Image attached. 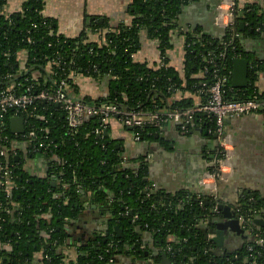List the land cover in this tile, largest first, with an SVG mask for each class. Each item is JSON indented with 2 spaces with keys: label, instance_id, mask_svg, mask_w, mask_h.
<instances>
[{
  "label": "trees",
  "instance_id": "trees-1",
  "mask_svg": "<svg viewBox=\"0 0 264 264\" xmlns=\"http://www.w3.org/2000/svg\"><path fill=\"white\" fill-rule=\"evenodd\" d=\"M196 1L200 0H135L134 19L128 24L91 21L93 33L103 32L101 42H95L85 33L73 38L60 34L56 21L43 13L45 0H26L21 11L10 15L4 14L7 0H0V83L14 85L22 92L36 75L35 90L52 89L59 70L56 63L49 62L60 55L62 64L66 63L71 93H77L75 78L80 74L107 80V95L85 97V102H116L123 110L185 109L194 105L189 98L175 99L179 93L201 92L207 98L211 71L206 73L205 68H210V59L214 57L232 72L233 60L239 54L250 60L249 85L234 88L230 79L226 98L264 101V91L257 84L264 73V57L246 51L242 44L243 39L264 40V10L256 2L235 0L234 28L239 36L234 37L230 29L216 39L198 29L182 31L184 73L170 65L168 51L173 48L172 35L179 28L181 10ZM143 33L158 42L160 57H165L160 64L133 58L141 48ZM20 52L27 54L24 72L18 71ZM200 72L202 77L196 76ZM22 116L28 124L43 128V133L47 131L54 144L39 153L19 151L9 158L15 189L7 196L0 188V217L4 219L0 221V264H118L119 257L125 255L139 264H159L164 252L172 264H264V243H255L251 235L238 250L219 252L203 232L204 227L211 228L216 216L212 200L199 192L170 193L157 186L149 189L153 182L147 155L132 158L118 149L107 135L96 132L102 125L95 118L72 129L56 105L46 102ZM201 117L205 118L204 114L197 115L189 127ZM208 118L207 126L213 133L214 117ZM10 120L8 116L7 124ZM130 131L139 140L153 142L160 132L150 126ZM7 133L11 134L9 127ZM31 155L47 159L45 177L30 175L24 169L23 160ZM237 207L246 218L264 217V198L245 194ZM97 210L100 216L106 215V227L80 238L74 225ZM206 218L210 219L207 225ZM116 226L123 230L121 237ZM258 230L264 235V228ZM145 234L159 248L152 263L143 249H149ZM71 248L73 254L67 252Z\"/></svg>",
  "mask_w": 264,
  "mask_h": 264
},
{
  "label": "crops",
  "instance_id": "crops-1",
  "mask_svg": "<svg viewBox=\"0 0 264 264\" xmlns=\"http://www.w3.org/2000/svg\"><path fill=\"white\" fill-rule=\"evenodd\" d=\"M26 0H7L4 9L5 15L19 12ZM135 0H45L44 15L56 21L58 32L73 38L85 33L88 40L101 42L103 32L93 33L91 21L93 19L106 20L111 26L120 23H130L134 19ZM226 0H200L190 2L181 10L178 21L179 28L172 35L173 48L168 51L170 65L181 74L185 69V35L182 31L200 30L203 34L216 39L224 35V29L216 24L218 5ZM256 2L264 10V0H249ZM245 28V27H244ZM141 48L133 56L136 61L147 62L154 65L160 63L158 42L142 34ZM242 44L246 51L264 57V41L243 39ZM198 77H202L201 72ZM77 87L76 97L84 99H98L106 96L108 83L106 79L95 80L90 77L78 75L75 78ZM260 91H264V73L258 80ZM235 88V87H234ZM73 92V91H72ZM189 98V102L197 105L206 101V97L199 93H179L175 99ZM171 102L172 99H170ZM198 119L195 126L189 127L188 132L181 131L176 123L170 122L157 133L156 141L136 140L129 129L116 119H111L107 127L109 140L116 142L118 149L124 150L130 157L147 155L149 162V178L157 187L170 193L199 192L201 175L214 166V158L218 150L217 138L210 131L207 124L211 121L208 114ZM225 132L231 137L234 148L232 162L234 174L228 181L219 182V199L225 205H230L231 210H237L238 203L245 194H252L264 198V113H252L239 117H228L224 122ZM199 129H202L200 131ZM107 130V128H106ZM210 145V146H209ZM24 169L33 176L45 177L47 173V159L41 155H31L23 160ZM99 211L84 217L74 225L77 235L91 230H103L106 227L105 216H100ZM223 221L222 213L214 219ZM264 218V217H263ZM211 225L208 230H215ZM92 232V231H91ZM215 234H209L210 238ZM149 245V263L154 262L159 248L154 246L151 237L143 236ZM248 238V237H247ZM251 238V237H250ZM174 239V237H170ZM242 235L227 231L222 239V245L213 241L219 252L238 250L246 241ZM147 245V244H146ZM73 254V248L68 249ZM161 263V262H160ZM159 263V264H160ZM118 264H139L130 255L120 256Z\"/></svg>",
  "mask_w": 264,
  "mask_h": 264
},
{
  "label": "built area",
  "instance_id": "built-area-1",
  "mask_svg": "<svg viewBox=\"0 0 264 264\" xmlns=\"http://www.w3.org/2000/svg\"><path fill=\"white\" fill-rule=\"evenodd\" d=\"M235 9V0L221 2L218 5L216 17V24L226 30L230 29L234 37L239 36L234 28ZM27 39L32 42V38L28 37ZM222 55L224 56V53ZM239 57L242 56L238 54L236 58ZM164 58L162 57V59ZM17 62L18 71L24 72L27 68L26 52L19 53ZM209 62L210 68H205L206 73L209 72V69L211 71L206 101L185 109L123 110L116 102H85L70 92L68 87L69 77L64 66L66 63L62 64L63 58L60 55L49 62V65L56 63L59 70L55 72L58 78L54 80L52 89L35 90L38 80L36 75L22 92L17 91L14 85L4 87L0 83V188L7 196L12 195L15 189L12 182L11 165L8 163L9 158L17 155L19 151L39 153L49 149L54 144L47 131L43 133V128L38 129L32 123L28 124L22 116L29 108H36L43 102L55 104L66 118L68 126L72 129H77L83 126L88 119L95 118L102 125L101 128L96 129L99 135L105 132L111 119H116L127 127L150 126L159 130H162L166 124L173 122L179 125L181 131L188 132L190 124L197 115L208 114L214 117L215 129L213 133L217 135L218 150L214 158V166L200 177L199 182L203 189L199 193L207 195L212 200L214 203L212 213L216 215L219 213L218 208L222 203L219 199V182L230 180L234 174V164L232 162L234 148L231 137L225 132V119L261 112L264 109V101L226 98L225 93L228 90L233 71L227 72L226 67L219 61H215L214 57ZM8 116H11V118L22 116L25 121V132L13 133L11 131V134L7 133V128H10V123L7 124ZM135 138L139 140V136ZM125 160L126 158L123 159V164ZM63 186L64 188L67 187L66 184ZM154 187H156V184L152 183L149 189L152 190ZM198 198L200 203L203 204L201 194L198 195ZM236 213H240L238 208ZM254 218V216L246 218L241 214V225L252 235L255 243L262 244L264 243V235L259 232L256 226L252 225ZM0 221H4V219L0 217ZM209 221L210 219L206 218L205 224H209ZM250 249H252V246H250Z\"/></svg>",
  "mask_w": 264,
  "mask_h": 264
},
{
  "label": "water",
  "instance_id": "water-1",
  "mask_svg": "<svg viewBox=\"0 0 264 264\" xmlns=\"http://www.w3.org/2000/svg\"><path fill=\"white\" fill-rule=\"evenodd\" d=\"M241 30H244V23H241ZM223 31L225 33L226 29H224ZM217 38H220V37H217ZM249 65H250V60L248 58L239 57L233 60V73H232V79H231V83L233 87L246 88L249 85ZM10 129L13 133H24L25 132L24 118L22 116L11 118ZM129 129L132 130V127H130ZM199 130L202 131V129H199ZM104 134L108 135V130H105ZM213 135H214V138H217V135L215 133ZM156 136L158 135L156 134ZM93 208L95 209V206H93ZM218 209H219V213L223 214V217L225 218V220L218 221L220 220L219 218L211 220V223L213 225L215 224L216 229L215 230H207V229L203 230L205 234V238L207 240L215 241L219 245H222L221 241L222 239H224V235L229 230L237 233L238 235H242L243 238L248 239L247 237H250L249 232L246 229H244L241 225V214L240 213H236V210L232 211L230 205H225L223 203L220 204ZM252 225L256 226L258 229L264 228V218L262 217V215L258 214L257 216H255ZM115 231L118 237L122 236L123 230L119 226L115 227ZM210 233L215 234L216 236L213 238H210L209 237ZM82 236H85V234H83ZM161 255H162L161 264H172L170 257L167 255L166 252L162 253Z\"/></svg>",
  "mask_w": 264,
  "mask_h": 264
},
{
  "label": "flooded vegetation",
  "instance_id": "flooded-vegetation-1",
  "mask_svg": "<svg viewBox=\"0 0 264 264\" xmlns=\"http://www.w3.org/2000/svg\"><path fill=\"white\" fill-rule=\"evenodd\" d=\"M262 41H264V40H262ZM92 208H93V206H92ZM204 229H207V227H204ZM207 230H208V229H207ZM91 231H92V230H91ZM91 231H85L84 233L81 234V237H80V238L85 237V236L87 235L86 232H91ZM83 234H85V236H82ZM143 238H144V237H143ZM144 240H145V239H144ZM144 246H145V245H144ZM143 249L145 250V256H147V257H148V256H151V255L153 256V255L155 254V252H154V253H152V254L150 255V252H149L148 249L146 250L145 247H144ZM161 261H162V260H161ZM171 263H172V262H171ZM160 264H161V263H160Z\"/></svg>",
  "mask_w": 264,
  "mask_h": 264
}]
</instances>
